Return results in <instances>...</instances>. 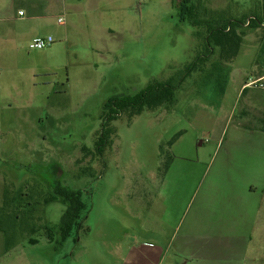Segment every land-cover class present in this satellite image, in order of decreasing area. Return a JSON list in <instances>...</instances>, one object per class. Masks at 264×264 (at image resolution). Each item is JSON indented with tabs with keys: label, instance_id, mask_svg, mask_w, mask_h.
<instances>
[{
	"label": "rangeland",
	"instance_id": "374dc122",
	"mask_svg": "<svg viewBox=\"0 0 264 264\" xmlns=\"http://www.w3.org/2000/svg\"><path fill=\"white\" fill-rule=\"evenodd\" d=\"M180 2L76 1L46 14L41 26L19 20L18 9L29 17L26 8L45 6H0V208L18 218L25 253L18 264H123L118 249L169 243L175 222L181 237L197 210L217 221V210L241 208L247 180L264 162V134L248 133L264 131V90L241 91L264 73L260 29L244 37L231 61L216 49L177 90L173 106L132 119L124 113L110 125L111 143L98 150L109 99L179 80L205 53L206 29L181 23ZM193 2L201 20L250 18L263 5ZM38 36L55 42L31 49ZM56 182L83 192L86 217L66 241L49 243L47 228L66 209L61 200L44 204ZM0 264L15 263L0 254Z\"/></svg>",
	"mask_w": 264,
	"mask_h": 264
},
{
	"label": "crops",
	"instance_id": "0c3cea01",
	"mask_svg": "<svg viewBox=\"0 0 264 264\" xmlns=\"http://www.w3.org/2000/svg\"><path fill=\"white\" fill-rule=\"evenodd\" d=\"M76 1L83 2V0H46V2L45 0H0V6L16 4L45 6L40 11L26 8L29 17H26L24 10L18 9L19 20L27 19L33 21V25L41 26L39 21L46 18V14L55 11L59 6L66 7ZM106 1L119 2V0ZM21 12L24 15H20ZM58 16L60 15H57V18ZM240 72L239 69L235 71L239 74ZM238 80L235 81L236 86ZM243 85L241 84V90ZM248 133L249 135L264 134V131ZM262 166L263 168L258 170L259 175L256 174L247 180L249 182L246 181V189L240 195L241 208L217 210V213L214 212V215L215 213L218 215L217 221H213V217L202 218L204 211L197 210L181 237L178 236L180 224L175 222L173 225L175 231L169 243L161 242L153 248L152 245L147 247L145 244L139 248L132 246L127 247L126 251L122 247L117 250L116 256L123 264H264V162ZM158 234L160 235L161 232ZM47 240L52 243L48 237ZM5 241L4 233L0 231V244H2L0 254L9 256L11 263L18 264L20 260H24L25 253L21 248L24 241L18 242L9 252L6 251ZM26 242L36 243L33 238Z\"/></svg>",
	"mask_w": 264,
	"mask_h": 264
},
{
	"label": "trees",
	"instance_id": "16d2710c",
	"mask_svg": "<svg viewBox=\"0 0 264 264\" xmlns=\"http://www.w3.org/2000/svg\"><path fill=\"white\" fill-rule=\"evenodd\" d=\"M172 2L175 5V0H172ZM197 8L193 0H181L179 4L180 21L181 23L188 21L195 27H204L206 29L203 39L205 53L185 68L180 74L179 80L171 78L164 82H153L134 96L127 95L109 99L104 105L102 114V132L97 141L99 152L102 151L103 147L111 143L110 137L113 130L110 125L124 113H127L132 119L141 115L145 110L154 111L161 107L173 106L177 101V90L180 89L187 78L198 71L200 64L206 63L207 59L215 54L216 49L220 50V55L224 60L231 61L239 55L243 39L250 32L260 29L263 31L264 38V0L259 12H256L250 18L244 17L243 19L220 16L210 20H201ZM175 139L176 137L169 142V145H173ZM164 152L162 147L161 155ZM171 160L172 158L170 157L165 166L166 171L169 170ZM58 200L64 203L66 209L61 223L58 226L47 228V237L51 242L55 241L56 236H61V241H66L72 236L76 228L80 229L82 227V222L86 217L83 215L86 206L83 202V192L72 190L56 182L51 185V190L44 200V204L48 205ZM17 219H13L0 208V231L5 235L7 252L16 247L23 236V234L20 236L18 233ZM35 232V228L29 230V233Z\"/></svg>",
	"mask_w": 264,
	"mask_h": 264
},
{
	"label": "built area",
	"instance_id": "2783aa9c",
	"mask_svg": "<svg viewBox=\"0 0 264 264\" xmlns=\"http://www.w3.org/2000/svg\"><path fill=\"white\" fill-rule=\"evenodd\" d=\"M20 15H24L23 12ZM57 22L59 25H65L66 20L63 16H58ZM55 40L51 36L36 37L30 44L31 49L45 50L50 48L54 44ZM258 89L264 90V73L257 77H250L248 81L242 86V90Z\"/></svg>",
	"mask_w": 264,
	"mask_h": 264
}]
</instances>
